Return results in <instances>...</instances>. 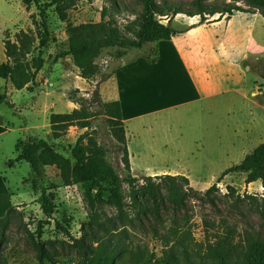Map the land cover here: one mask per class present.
Here are the masks:
<instances>
[{
  "label": "rangeland",
  "instance_id": "374dc122",
  "mask_svg": "<svg viewBox=\"0 0 264 264\" xmlns=\"http://www.w3.org/2000/svg\"><path fill=\"white\" fill-rule=\"evenodd\" d=\"M48 1L39 0L43 5ZM167 1L183 9H194L195 0ZM204 1L230 2L253 12H236L230 19L224 17L220 22L200 25L199 16L181 13L170 24L183 32L171 43L161 40L142 50L106 49L95 59L97 76L88 81L80 76L72 56L54 62L58 54L69 48L70 29L100 22L102 10L107 7L106 19L114 20L123 35L133 38L142 10L140 0H67L62 16L54 5L47 10L51 41L44 47H40L44 30L37 4L0 0V63L7 61L5 39L15 40L21 31L29 32L35 39L28 61L33 63L38 56L45 61L36 79L21 90L0 77V93L7 94L14 104L10 107L0 101V123L15 128L0 138V172L16 204L0 245V264H41L29 232L44 244L43 264H83L82 250L74 239H84V235L85 243L116 254L117 264H168L171 253L176 254L179 264H213L208 247L223 241L237 251L244 246L247 250L251 246L264 249V184L247 183L246 174L240 172L228 174L217 183L226 169L239 164L246 154L264 143V16L247 0ZM162 22L167 24L169 20L163 18ZM175 43L184 49L182 56L170 54ZM158 48L162 55L159 75L148 82L144 77L134 83L132 80V98L126 100L131 172L139 178L187 176L189 185L183 183L186 207L173 209L169 205L161 218L139 219L130 206L134 189L124 181L122 192L128 203L124 211L112 199H106L94 211L85 199L83 185H63L59 170L47 166L45 186L54 192L56 204L53 218H47L38 202L41 191L30 180V164H9L17 155V142L37 134L70 157L79 135L87 132L108 148L110 162L125 179L128 172L122 152L103 113L93 120L91 128L73 126L58 140L52 138L46 124L53 113L71 112L88 104L96 91L101 101L92 103V107L101 111L102 103L115 98L110 90L114 81L105 85V96L100 92L104 82L112 78L104 81L103 77L120 64L145 54L153 56ZM186 60L187 64L183 62ZM194 66L203 69L206 88L201 89V99L192 101L189 72H194ZM136 73L149 74L144 69ZM195 76L197 79V71ZM139 99L149 103L135 106ZM150 109L156 111L146 114ZM215 183L217 190L206 196L204 192ZM228 186L234 190H228ZM3 208L4 204L0 205V211ZM56 221L69 233L60 229ZM40 225L43 234L39 239Z\"/></svg>",
  "mask_w": 264,
  "mask_h": 264
},
{
  "label": "trees",
  "instance_id": "16d2710c",
  "mask_svg": "<svg viewBox=\"0 0 264 264\" xmlns=\"http://www.w3.org/2000/svg\"><path fill=\"white\" fill-rule=\"evenodd\" d=\"M23 2L26 5L34 2L38 6L44 30V37L40 39V47H44L51 41L47 10L56 5L62 16L67 0H49L44 5L39 0H23ZM140 2L142 10L137 16L138 31L135 33V37L123 35L114 20H107L108 8L104 7L100 22L85 23L70 29L69 48L67 52L58 54L54 62L57 63L61 57L66 55L72 56L75 65L80 70V76L90 81L98 74L97 65L94 63L95 59L101 56L106 49L142 50L148 44L171 40L182 33L183 31L174 29L170 24L172 19L181 13L192 17L199 16L200 24H210L219 22L224 17L230 19L236 12H253L250 8L225 1L207 3L204 0H195L192 10L183 9L167 0L161 3H158L157 0H140ZM247 2L248 5L261 10L264 16V0H247ZM216 15L218 16L216 17ZM163 18H167L169 22L167 24L162 22ZM34 41V37L26 31L18 33L15 40L7 38L4 41L7 61L0 63V77L10 80L15 89L21 90L28 83L33 82L44 65L45 61L41 56L35 57L33 63L28 61L27 56L31 53ZM144 56L150 63H154L158 60V51H155L153 56L151 54ZM120 65L105 75L104 81L110 79ZM94 96L93 100L88 101V104L83 103L71 112L51 114L52 138L54 140L62 138L73 126L89 129L93 125V120L103 113L111 127L113 137L118 142V149L122 152V160L128 175L125 179L121 177L108 158V148L100 145L93 135L87 132L79 135L75 145L71 148L70 157L59 152L52 143L44 138L30 136L24 141H18L16 144L17 155L10 159L9 164L14 166L17 162L24 161L30 164L32 168L30 180L33 187L41 191L38 202L46 217L53 218L56 211L55 194L45 186L47 166H55L59 170L63 185H83L85 199L94 211L106 199L114 200L117 207L124 211L128 205L122 192L124 181L134 189L130 206L136 211L139 219L144 217L148 219L161 218L169 205L173 209L186 207L187 193L183 188V183L189 185V178L185 175L173 174L145 175L142 178L134 176L131 172L121 102L119 100L104 102L102 110L98 111L92 107V103L101 101L99 91H96ZM0 101L14 107L5 93H0ZM237 172L246 174L247 183L261 181L264 184V143L259 144L246 154L239 164L226 169L217 183L226 175ZM217 183L209 187L204 194L210 197L217 190ZM228 190H234V187L228 186ZM210 200L213 201L212 198ZM14 209L15 206L10 207L7 214L0 218V245L4 239L5 231L10 225ZM261 213L264 214V204ZM43 222L49 223L50 221ZM56 224L64 232L69 233L60 221H56ZM39 228L40 239L43 234L42 225ZM29 235L34 239L41 264H43L46 254L44 244L35 240L33 233L29 232ZM83 238H86L85 235ZM84 239H74L82 250L83 264H117L116 254L105 252L101 248H94L85 243ZM208 254L213 264H264V249L257 246H251L249 250L244 246L241 251H237L229 242L223 241L217 245H210ZM168 264H179L175 253H171Z\"/></svg>",
  "mask_w": 264,
  "mask_h": 264
},
{
  "label": "crops",
  "instance_id": "0c3cea01",
  "mask_svg": "<svg viewBox=\"0 0 264 264\" xmlns=\"http://www.w3.org/2000/svg\"><path fill=\"white\" fill-rule=\"evenodd\" d=\"M220 22V21H219ZM200 25V23H198ZM207 24V23H205ZM194 26L196 25L193 24ZM192 29V28H190ZM176 38L173 37L171 40H167L170 43ZM184 53V49L181 48V45L178 43H175V45L173 46L172 51L170 52V54L174 55H178V56H182ZM185 57V56H184ZM161 60H162V55L159 52V48H158V60L154 63H150L146 57H139L136 60L132 61V62H125L123 64H121L115 74L112 76V78L110 80H108L107 82H104L105 84H103L101 86V91L102 94L105 96V85L107 83H109L110 81H114V85L112 87H110V90L113 91V95H114V99L113 100H119L121 102L122 105V111H123V118H124V122L126 123L128 121L126 112H125V107H126V100L129 98H132V94H133V89H132V83H134V81L139 78V77H144V80L151 81L153 78H157V76L159 75V70L160 69V64H161ZM184 63L187 64V60L183 61ZM195 70L197 71V75L198 78L196 79V71L194 70V72H189V74L191 75L189 82L192 84V98L191 100H197V99H201V89H205L206 88V82H205V78L203 76V69H201L200 67L196 68ZM139 69H144L148 71V76H139L138 73H136V71H138ZM135 74V75H134ZM138 74V75H137ZM129 78V81L126 80V78ZM199 79V80H198ZM133 80L132 83H130ZM103 96V97H104ZM111 100V101H113ZM105 102H109V101H105ZM149 103L148 101H144V100H140L137 101L135 103V106H141L143 103ZM155 112V109H150V110H146V114H150L151 112ZM143 113H141L140 115H142ZM136 117V116H133ZM49 123H47L46 125L48 127H50V117H48ZM32 128H38V125H33ZM15 128L12 127L11 125H4L2 123H0V138L7 134L10 133L12 130H14ZM31 136H37V134L31 135ZM30 137V136H29ZM38 137V136H37ZM26 140V139H24ZM13 193L11 192L8 184H7V180H5L2 177V174L0 172V205L4 204V208L2 211H0V217H4L7 212L8 209L10 207H12L14 204L13 202Z\"/></svg>",
  "mask_w": 264,
  "mask_h": 264
},
{
  "label": "bare ground",
  "instance_id": "6f19581e",
  "mask_svg": "<svg viewBox=\"0 0 264 264\" xmlns=\"http://www.w3.org/2000/svg\"><path fill=\"white\" fill-rule=\"evenodd\" d=\"M146 105V103H143L141 106H145ZM133 109V107H132V105L129 107V112H131V110Z\"/></svg>",
  "mask_w": 264,
  "mask_h": 264
}]
</instances>
